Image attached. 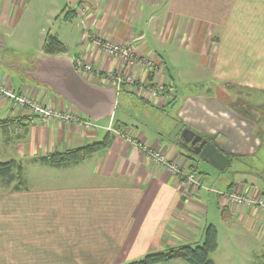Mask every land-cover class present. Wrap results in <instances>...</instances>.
<instances>
[{
	"label": "crops",
	"instance_id": "0c3cea01",
	"mask_svg": "<svg viewBox=\"0 0 264 264\" xmlns=\"http://www.w3.org/2000/svg\"><path fill=\"white\" fill-rule=\"evenodd\" d=\"M30 1L0 0V20L16 25L25 12L21 4ZM68 10L72 16L65 19ZM55 14L81 24L75 57L85 55L98 70L137 71L105 54L94 39L130 43L139 54L156 52L166 66L156 80L172 85L173 98L157 107L130 91L123 94L156 109L170 106L175 116L162 130L120 123L110 147L54 172L40 167H59L34 158L99 141L107 127L45 121L0 95V160L20 161L26 184L28 169L40 168L36 186L26 190L0 183V264H123L151 251L201 244L210 224L218 230L213 264H264V210L229 204L216 192L264 195V0H63ZM64 43L69 55V42ZM172 48L199 53L197 66L210 71V88L180 95L179 81L159 51ZM16 68L20 83L0 65L4 86L87 118L24 73L33 69ZM238 99L254 106L255 114L239 113ZM185 128L215 136L220 151L245 156L251 164L226 154L230 161L219 170L180 143ZM101 129H107L104 135ZM142 145L160 148L180 167L194 169L209 189L154 163ZM75 167L78 171L71 172ZM157 264L191 263L176 257Z\"/></svg>",
	"mask_w": 264,
	"mask_h": 264
},
{
	"label": "rangeland",
	"instance_id": "374dc122",
	"mask_svg": "<svg viewBox=\"0 0 264 264\" xmlns=\"http://www.w3.org/2000/svg\"><path fill=\"white\" fill-rule=\"evenodd\" d=\"M61 1L63 2V0H31L28 3L21 4L25 12H23L21 19L16 25H14L13 22L11 24H6L3 21L5 18L0 20V31L3 34L0 35V65L8 69L13 81L20 83L19 75L22 74L21 71H17L16 66L20 67V69H33L36 63V57L38 55H46L43 45L48 34L57 36L62 42H69L70 51L68 54L73 57L75 64V59L77 58L75 56L80 46L78 39L82 36V26L81 24H79L80 26L78 25L77 20L68 21L63 17L57 19L58 13L57 15L55 14V16H51V12L57 7H60ZM159 51L162 56L165 57L171 66L172 73L177 81H179L181 96L188 90L199 92L205 91L211 87L209 81L211 77L210 71L200 69L197 66L198 60L201 59L198 52L189 50L188 48L184 50L172 48V50L163 49ZM76 69L79 73L81 72L80 74L88 81L101 85H109L100 78L92 77V75H83L82 71L77 67ZM120 94L113 116H106L98 121L93 120L94 124L107 127L111 121L114 127L120 123H125L128 124L129 127L137 125L142 130L150 131L153 129V125L159 130H162L166 129L169 121H172V117L175 116L170 106L165 109H156L142 103L138 98L128 93L123 94L122 92ZM239 100L241 101V99ZM241 104H243V101ZM71 109L74 110L72 107ZM260 110L264 111V108ZM260 110H256V112H263ZM113 118L115 119L114 121ZM106 131L107 129H101V135H104ZM244 160L246 164H251L250 159L244 158ZM89 164L90 162H86L85 166ZM203 164L204 163L200 161L201 169ZM246 164H244V166ZM253 164L258 169L262 167V164L259 162H254ZM40 168L52 170L54 172H58L57 170H60V172L66 170L64 167L50 169L43 165ZM40 168L36 165V170L28 169V178L31 173V179L29 178L27 183L28 187L36 186V173ZM71 168H74V166ZM77 171L78 169L75 167V171L71 172ZM203 187L209 189L210 186H206V184L203 183ZM222 244L224 245V242H222ZM258 260L259 259L256 258L254 261Z\"/></svg>",
	"mask_w": 264,
	"mask_h": 264
},
{
	"label": "built area",
	"instance_id": "2783aa9c",
	"mask_svg": "<svg viewBox=\"0 0 264 264\" xmlns=\"http://www.w3.org/2000/svg\"><path fill=\"white\" fill-rule=\"evenodd\" d=\"M84 10V8H82ZM94 42L101 46L105 54L122 61L126 68H135L137 71L130 72L124 69H112L107 71L98 70L91 60L85 55L78 56L75 59L76 67L83 72V75H92L107 82L110 86L117 89L118 94L124 91H130L136 96L145 99L157 107L165 105L174 96L171 84L165 81L156 80L157 75H163L166 71L165 64L159 59L156 52L139 54L130 43H114L108 40H96ZM81 73V72H80ZM0 95L12 99L17 105L24 106L33 114H37L43 120H65L79 123L85 127L95 126L93 120L83 118L78 113H71L50 107L41 101H38L28 95L17 93L4 86L0 82ZM108 131L115 134L121 131L110 123L107 126ZM145 153L151 161L168 168L176 176L183 178L186 182L195 186L203 187L201 177L197 176L194 169H185L175 162L171 161L160 148H152L142 145ZM217 195L223 196L227 203L242 205L248 208H257L264 210V195L259 190L247 193H238L236 191L216 190Z\"/></svg>",
	"mask_w": 264,
	"mask_h": 264
},
{
	"label": "water",
	"instance_id": "95a60500",
	"mask_svg": "<svg viewBox=\"0 0 264 264\" xmlns=\"http://www.w3.org/2000/svg\"><path fill=\"white\" fill-rule=\"evenodd\" d=\"M36 60V67L26 75L50 87L94 121L113 115L118 98L115 87L86 80L66 53L38 55ZM180 137L184 147L212 166L224 170L228 165L229 157L202 135L185 128Z\"/></svg>",
	"mask_w": 264,
	"mask_h": 264
},
{
	"label": "trees",
	"instance_id": "16d2710c",
	"mask_svg": "<svg viewBox=\"0 0 264 264\" xmlns=\"http://www.w3.org/2000/svg\"><path fill=\"white\" fill-rule=\"evenodd\" d=\"M73 10H68L64 18L68 19L72 15ZM46 55L61 54L67 52V46L57 36L48 34L43 45ZM43 86H46L45 84ZM129 94V93H128ZM237 110L239 113L251 116L255 113V107L246 104V102L236 101ZM1 123V122H0ZM115 133L108 131L103 139L92 142L87 145L79 146L64 151H53L45 155L35 157L34 161L51 167H64L71 164L79 163L87 156L104 150L111 146ZM208 141L216 144L215 136H206ZM219 150V149H218ZM222 152V151H221ZM223 153V152H222ZM225 154V153H224ZM231 159L244 160L245 156L226 153ZM225 154V155H226ZM226 155V156H227ZM196 156V155H195ZM0 183L15 191L27 189V184L24 178V167L20 161L14 159L1 161L0 160ZM218 247V230L215 225L210 224L205 233L204 241L201 244H183L176 247H171L164 250L151 251L138 259H133L123 264H157L166 262L172 258L182 257L191 264H213L212 253Z\"/></svg>",
	"mask_w": 264,
	"mask_h": 264
}]
</instances>
